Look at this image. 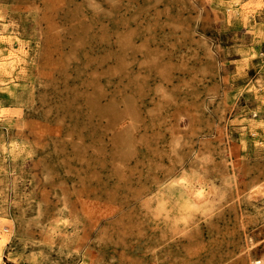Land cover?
<instances>
[{"label":"rangeland","instance_id":"obj_1","mask_svg":"<svg viewBox=\"0 0 264 264\" xmlns=\"http://www.w3.org/2000/svg\"><path fill=\"white\" fill-rule=\"evenodd\" d=\"M260 188L264 0H0V264H255Z\"/></svg>","mask_w":264,"mask_h":264},{"label":"bare ground","instance_id":"obj_2","mask_svg":"<svg viewBox=\"0 0 264 264\" xmlns=\"http://www.w3.org/2000/svg\"><path fill=\"white\" fill-rule=\"evenodd\" d=\"M176 181L179 182L182 186H184V188L186 189V187H188V183H189V179L185 178V175H180L176 178ZM212 192V191H211ZM210 192V193H211ZM208 192L205 191V189H198V190H188L186 189L185 194L186 196H184V205L185 208L190 209L192 207H199L202 204V201H206L208 202L209 200H211V198L208 196L207 194ZM263 194L264 193V189L259 190V194ZM202 199V201H201ZM201 202V203H198ZM86 213L89 215V217L91 218H105L106 216H110L111 214L114 213V211L116 210V207L113 205H100L99 202H89L87 207H86ZM184 221V220H183ZM192 221V220H191ZM190 222V221H189ZM193 223V221H192ZM240 223V222H239ZM0 242L2 243L1 239ZM4 242V241H3ZM250 243H248L247 245H245L242 249V257L247 258L248 256L251 257V260L255 263V264H264V255L261 256H255V250L253 249L256 245V241H249ZM258 245V244H257ZM253 247V248H252ZM3 251L0 248V257L2 256Z\"/></svg>","mask_w":264,"mask_h":264}]
</instances>
